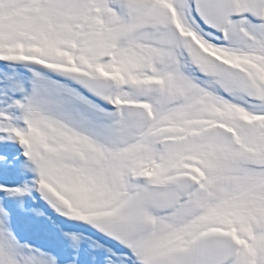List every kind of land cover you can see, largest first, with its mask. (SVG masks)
Segmentation results:
<instances>
[{
    "label": "snow or ice",
    "instance_id": "snow-or-ice-1",
    "mask_svg": "<svg viewBox=\"0 0 264 264\" xmlns=\"http://www.w3.org/2000/svg\"><path fill=\"white\" fill-rule=\"evenodd\" d=\"M0 264H264V0H0Z\"/></svg>",
    "mask_w": 264,
    "mask_h": 264
}]
</instances>
